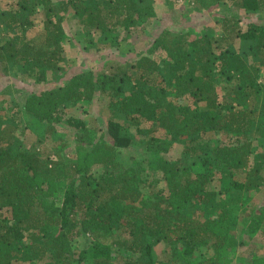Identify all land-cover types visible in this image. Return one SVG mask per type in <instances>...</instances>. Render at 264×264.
<instances>
[{
  "label": "trees",
  "instance_id": "obj_1",
  "mask_svg": "<svg viewBox=\"0 0 264 264\" xmlns=\"http://www.w3.org/2000/svg\"><path fill=\"white\" fill-rule=\"evenodd\" d=\"M173 1L9 0L0 70L15 64L45 82L66 60L68 18L89 45L119 49L156 18L157 4ZM190 1L200 19L157 23L132 63L75 73L0 118V264H156L159 243L169 246L168 262L232 264L229 207L264 182V0ZM218 7L214 19L203 12ZM249 15L258 20L243 23ZM204 19L219 30L197 32ZM97 94L107 97V118L95 137L85 120L65 115ZM21 118L46 134L66 124L75 155L63 156L65 139L53 153L23 146ZM80 237L88 243L77 255Z\"/></svg>",
  "mask_w": 264,
  "mask_h": 264
},
{
  "label": "rangeland",
  "instance_id": "obj_2",
  "mask_svg": "<svg viewBox=\"0 0 264 264\" xmlns=\"http://www.w3.org/2000/svg\"><path fill=\"white\" fill-rule=\"evenodd\" d=\"M9 0H0V13L7 9ZM59 2L61 0H53ZM190 0H174L171 6L168 3H161L156 5V18L149 20L145 26L128 34L126 37V44H123L121 48L114 49L106 47L104 50H98L95 46L89 45V39L82 32V37L77 34V22L68 18L64 23V28L68 36L72 39L65 44L66 60L60 70H56L54 73H48L47 81L42 83H35L33 79L23 75L20 67L15 64H9L6 70H0V118L4 120L8 116L14 117L15 109L10 110L11 105L22 102L27 93L34 91L44 90L56 85L65 83L75 73L84 71H92L100 74L103 70H107L109 64L116 62L120 64L132 63L136 57L144 53L150 45L152 36L154 33V26L157 23H172L179 18L182 13L189 14L190 22L198 21L200 19V13L193 14L192 4ZM223 7H218L216 11L209 8L205 10L206 14L212 12V19L215 14L223 13ZM2 17L0 14V37L2 36L3 29ZM258 20L257 15L246 16L243 18V23L249 20ZM203 20V23L196 26L195 30L199 32L201 29L210 28L212 31L219 30L218 23L213 21ZM173 24V23H172ZM189 24L188 22L185 25ZM79 32V31H78ZM34 35V33L32 32ZM35 36V35H34ZM122 33V37H123ZM80 38V39H77ZM89 45V46H88ZM108 63V65L106 64ZM92 103H81L77 106L71 107L66 110L65 118H78L86 121L87 126L91 130L94 136H100L99 132L105 127L106 115L103 114V110L106 107L107 97L97 94L93 98ZM12 119H9L11 121ZM21 130L24 131L22 135L23 146L39 147L44 153L55 151L54 149L64 139L69 142L67 146L62 150L63 156L72 157L75 155L74 144L70 140L72 130L66 129L64 125L56 126L55 132H45L43 124H38L34 118H21ZM5 122L3 125H6ZM99 129V132L97 131ZM182 149V145H177L175 149L170 153L172 158L178 157ZM133 153L139 154L140 150ZM132 153V154H133ZM123 154L129 155L128 151H124ZM130 154V155H132ZM122 155V161L127 160V156ZM100 166H92L89 168L90 172L95 174L100 172ZM264 170L261 175L263 176ZM243 178V177H242ZM231 209V235L234 238L236 245L230 248V256L232 264H262L264 260V182L257 187V189H251L249 193H241ZM260 221V227H256V222ZM253 228V229H252ZM88 239L80 237L74 244L76 254H82L87 249ZM169 246L163 243H159L153 246L152 256L156 260V264H180L179 262H168ZM117 252H113L115 256ZM126 256L128 253L123 252ZM202 257H196L195 261L200 262ZM117 264H122L117 261ZM14 264H30L22 263L20 261H14ZM37 264V263H32ZM81 264H92L90 259H87ZM264 264V263H263Z\"/></svg>",
  "mask_w": 264,
  "mask_h": 264
}]
</instances>
